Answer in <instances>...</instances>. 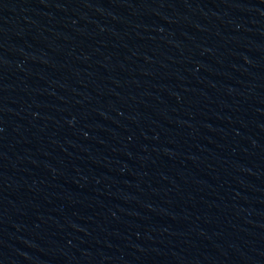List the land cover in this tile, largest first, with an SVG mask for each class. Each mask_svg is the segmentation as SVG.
Returning a JSON list of instances; mask_svg holds the SVG:
<instances>
[{"label": "water", "instance_id": "water-1", "mask_svg": "<svg viewBox=\"0 0 264 264\" xmlns=\"http://www.w3.org/2000/svg\"><path fill=\"white\" fill-rule=\"evenodd\" d=\"M0 264H264V0H0Z\"/></svg>", "mask_w": 264, "mask_h": 264}]
</instances>
